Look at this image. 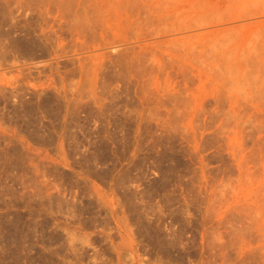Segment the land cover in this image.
I'll use <instances>...</instances> for the list:
<instances>
[{"label": "rangeland", "instance_id": "1", "mask_svg": "<svg viewBox=\"0 0 264 264\" xmlns=\"http://www.w3.org/2000/svg\"><path fill=\"white\" fill-rule=\"evenodd\" d=\"M263 46L264 0H0V264H264Z\"/></svg>", "mask_w": 264, "mask_h": 264}, {"label": "bare ground", "instance_id": "2", "mask_svg": "<svg viewBox=\"0 0 264 264\" xmlns=\"http://www.w3.org/2000/svg\"><path fill=\"white\" fill-rule=\"evenodd\" d=\"M257 23V22H256ZM256 26V25H255ZM262 26V25H261ZM260 44H262L261 42H260ZM253 47V46H252ZM263 48H264V46H263ZM262 62V61H261ZM264 62V61H263ZM260 65V64H259ZM258 66V65H257ZM263 66V65H262Z\"/></svg>", "mask_w": 264, "mask_h": 264}]
</instances>
